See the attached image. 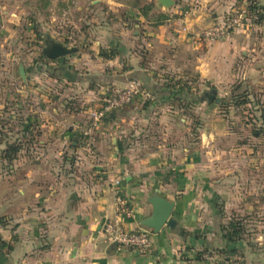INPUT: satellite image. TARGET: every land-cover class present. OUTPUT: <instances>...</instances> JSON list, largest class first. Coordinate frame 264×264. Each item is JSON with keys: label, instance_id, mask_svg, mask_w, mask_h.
<instances>
[{"label": "crops", "instance_id": "1", "mask_svg": "<svg viewBox=\"0 0 264 264\" xmlns=\"http://www.w3.org/2000/svg\"><path fill=\"white\" fill-rule=\"evenodd\" d=\"M247 1L173 0L168 9L156 1L159 17L155 19L129 5L123 10L124 23L119 28L108 25L101 36V30L97 31L92 49L96 48V53L109 49L111 54L109 59L98 57L95 62L109 64V76L99 79V70L88 78L65 73L68 84L79 83L75 90L78 100L73 104L84 107L75 112L68 106L59 108L57 124L51 118L33 119L32 127L40 133L29 140L31 164L20 157L11 168L0 169V264H200L180 257L184 253L181 247L190 246L185 251L191 258L200 242L193 237L208 232L209 220L221 215L224 198L220 190L232 175L219 144L225 141L229 127L223 117H215L214 131L204 129L203 124L199 141H190L189 118L177 113L188 111V103L172 106L167 89L170 80H176L177 90L173 91L186 90L193 95L195 77L204 85L232 76L228 63H234L237 51L251 41L248 35L239 34L245 30L232 31L227 39L212 42L197 35ZM253 1L264 8V0ZM131 80L139 81L155 101H133L116 109L88 136L81 137L91 126L86 120L89 110L101 103L97 96H106L108 91L92 87L120 88ZM89 82L91 86L86 88ZM32 107L43 115L51 114L45 105L38 107L35 102ZM154 127L164 131L162 141L151 136ZM61 128V134L53 135ZM169 132L172 134L167 136ZM87 138L95 150L89 148ZM70 158L84 163L68 170ZM117 178L131 210L123 218L129 229L144 227L141 221L151 212L148 200L153 195L174 202L175 228L163 227L157 234L150 230L145 251H118L102 233L103 222L116 215L111 182Z\"/></svg>", "mask_w": 264, "mask_h": 264}, {"label": "rangeland", "instance_id": "2", "mask_svg": "<svg viewBox=\"0 0 264 264\" xmlns=\"http://www.w3.org/2000/svg\"><path fill=\"white\" fill-rule=\"evenodd\" d=\"M155 2V0H0V169L6 171L15 161L20 160V157H23L22 162L31 164L33 157L27 156L30 150L29 140L33 134L39 132L32 127L33 119L36 122L51 118L57 124L61 117L59 108L63 110L64 106H68L67 109L75 112L76 108L84 107L73 104L78 100L75 97V90H79V83L71 81L68 84L65 73L69 77L80 74L81 78H88L99 70L102 74L99 79H103L105 75L109 76L108 73L111 71L109 64L106 66L107 63L95 62L98 57L109 59L111 54L109 49L101 48L99 53L95 52L96 48L92 49L91 45L98 39L97 31L101 30L99 34L101 36L103 31H107L105 27L108 25L112 24L114 29L119 28L124 23L123 10L129 5L140 13L146 6L152 5L146 10L148 16L155 19L159 17ZM229 12L218 22L228 21L233 13ZM253 20H256V17L247 18L245 24L234 30V32L245 30L239 34L241 37L248 35L251 41L237 51L234 63H228L231 77L206 82L204 85L202 82L197 83L195 77L193 95L186 90L182 93L173 91L177 90L176 80H170L167 89L170 95L172 94L170 100L172 106H185L188 103L186 106L188 111L177 113L189 118L190 141H199L203 124L206 126L204 129L214 131L215 117H223L229 127L227 130L229 134L224 137L225 141L221 139V142H224L219 144L227 156L226 166L232 175L220 190L224 198L220 209L221 215L215 220H209L206 224L208 232L193 237L192 240L200 242L193 248L194 255L191 258L187 257L185 251L190 246L181 247L184 253L180 257L188 258L187 261H200V264H264V19L258 23H254ZM84 36H87L86 39H83ZM47 39L75 48V52L55 61L47 59L42 55ZM242 50L246 51L245 55L242 54ZM81 53H85L86 56ZM81 59L82 62L79 61ZM20 66L23 67V75L19 72ZM90 86L89 82L86 88ZM95 87L96 85L92 90H108L105 91V95H113L123 88V86L113 89ZM212 91L215 92L214 98L208 100L205 94ZM234 94L242 95L246 101L242 104H233L230 98ZM100 96L97 97L101 98L99 102L102 103L105 96ZM215 99L219 102L216 103ZM154 101L153 96V100L145 103ZM35 102L38 107L42 105H45L43 108L49 107L48 111L51 114L43 115L38 108L33 110ZM201 104L211 105L202 110V107L198 108ZM205 114L207 117H204ZM88 119L87 116L86 120ZM63 128L56 129L53 135L61 134ZM173 130L177 132V129ZM163 132L160 127L150 130L151 136L160 141H162L160 136H164ZM180 132L185 133L182 128ZM171 134L169 132L166 135ZM85 141L89 143L91 150H95L88 138ZM8 144L19 146L12 159H7L3 155ZM71 162L77 164L70 167ZM80 162L84 163V160L68 159L67 169L79 168ZM57 165L58 160L55 162V166ZM235 169L236 176H233ZM71 178L69 177L68 181ZM214 178L217 179V175ZM231 221L239 222L242 231L239 239L229 243L223 235Z\"/></svg>", "mask_w": 264, "mask_h": 264}, {"label": "built area", "instance_id": "3", "mask_svg": "<svg viewBox=\"0 0 264 264\" xmlns=\"http://www.w3.org/2000/svg\"><path fill=\"white\" fill-rule=\"evenodd\" d=\"M247 21L246 7L244 5L235 9L228 21L216 23L202 30L197 37L207 41H216L227 38L232 31L241 27ZM153 100V94L139 81L131 80L113 95H106L100 105L91 108L88 112L91 122L90 128L82 131L83 136H88L92 128L103 122L108 114L133 101L145 103ZM116 200V215L106 219L102 224V233L108 244H114L116 250L131 249L145 251L150 245L151 232L148 229H129L123 223V218L130 214V208L119 190L120 179L111 182Z\"/></svg>", "mask_w": 264, "mask_h": 264}, {"label": "water", "instance_id": "4", "mask_svg": "<svg viewBox=\"0 0 264 264\" xmlns=\"http://www.w3.org/2000/svg\"><path fill=\"white\" fill-rule=\"evenodd\" d=\"M164 9H168L174 4L173 0H156ZM46 47L42 49V55L47 59L56 60L62 58L72 52H75V48H69L58 42H54L51 39L46 40ZM19 72L21 75L24 74L23 67H19ZM215 92L205 94L208 100L214 98ZM218 103L219 100L215 99ZM110 112L108 115H111ZM148 202L151 204V212L141 221V225L144 229L151 230L153 233H159L163 227L175 228L176 221L172 217L174 202L167 200L165 197L160 195H153ZM114 245V244H112ZM115 246V245H114Z\"/></svg>", "mask_w": 264, "mask_h": 264}, {"label": "trees", "instance_id": "5", "mask_svg": "<svg viewBox=\"0 0 264 264\" xmlns=\"http://www.w3.org/2000/svg\"><path fill=\"white\" fill-rule=\"evenodd\" d=\"M248 3L244 5L246 7V14L247 18H254L256 17V20H253L254 23H258L259 21L264 19V8L258 4H256L253 0L247 1ZM149 7H152V5H148L145 7L144 10L141 11L143 15L147 14V10ZM104 57L107 58V56L104 55ZM55 61V60H53ZM247 99V98H246ZM231 102L233 104H242L246 100L242 95L234 94L230 98ZM27 127V126H26ZM19 149V146L14 144H8L6 150H4V157L7 159H12L13 155L17 153ZM242 231V227L239 222L231 221L226 229L225 234L223 235V238L227 240V242L231 243L234 242L236 239L240 238V233ZM187 259V258H185Z\"/></svg>", "mask_w": 264, "mask_h": 264}]
</instances>
